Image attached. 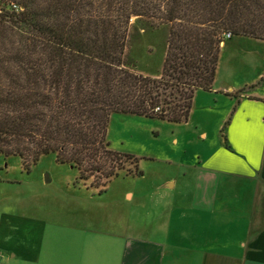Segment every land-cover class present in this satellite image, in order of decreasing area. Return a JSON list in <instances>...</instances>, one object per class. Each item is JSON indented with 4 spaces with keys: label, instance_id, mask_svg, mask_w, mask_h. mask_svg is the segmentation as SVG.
I'll list each match as a JSON object with an SVG mask.
<instances>
[{
    "label": "trees",
    "instance_id": "1",
    "mask_svg": "<svg viewBox=\"0 0 264 264\" xmlns=\"http://www.w3.org/2000/svg\"><path fill=\"white\" fill-rule=\"evenodd\" d=\"M136 18L168 26L160 75L127 65ZM237 36L264 41V0H0V155L30 171L55 153L99 194L122 170L144 176L110 149L111 116L187 122Z\"/></svg>",
    "mask_w": 264,
    "mask_h": 264
},
{
    "label": "crops",
    "instance_id": "2",
    "mask_svg": "<svg viewBox=\"0 0 264 264\" xmlns=\"http://www.w3.org/2000/svg\"><path fill=\"white\" fill-rule=\"evenodd\" d=\"M254 88L217 80L197 91V118L180 124L194 129L195 159L164 181L156 218L135 231L52 209L43 180L27 209L0 197V264H264V95Z\"/></svg>",
    "mask_w": 264,
    "mask_h": 264
},
{
    "label": "rangeland",
    "instance_id": "3",
    "mask_svg": "<svg viewBox=\"0 0 264 264\" xmlns=\"http://www.w3.org/2000/svg\"><path fill=\"white\" fill-rule=\"evenodd\" d=\"M168 30L167 25L154 27L146 19H134L125 53L128 67L145 75H160L167 52ZM216 78L222 86L246 82L255 86L254 92L264 95V41L253 37L232 38L222 47ZM199 112L197 109L191 115L193 121ZM180 124L133 114H113L107 131L110 149L139 157V168L145 174L130 176L122 170L101 194L90 186V180L80 179L76 167L58 162L55 153L43 155L30 171L23 167L20 157L0 155V197L6 199L11 193V197L25 203L27 209L31 191L43 180L47 189H41L38 194L41 202L52 209L76 213L94 227L124 232L127 227L135 231L139 223L146 220L145 216L147 222L156 218L161 200L159 187L185 169L182 163L195 159L197 136L192 127ZM211 130L215 132L216 128ZM175 137L179 144L174 142ZM126 168L133 169V166L128 164ZM129 191L135 192L136 201L128 200ZM142 207H147L146 215L142 214Z\"/></svg>",
    "mask_w": 264,
    "mask_h": 264
}]
</instances>
